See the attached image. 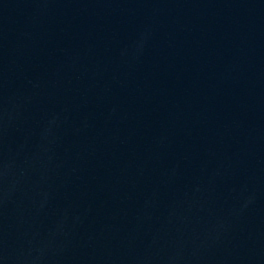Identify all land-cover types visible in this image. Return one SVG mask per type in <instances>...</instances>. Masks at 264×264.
Returning <instances> with one entry per match:
<instances>
[{
    "label": "water",
    "instance_id": "95a60500",
    "mask_svg": "<svg viewBox=\"0 0 264 264\" xmlns=\"http://www.w3.org/2000/svg\"><path fill=\"white\" fill-rule=\"evenodd\" d=\"M0 264H264V0H0Z\"/></svg>",
    "mask_w": 264,
    "mask_h": 264
}]
</instances>
